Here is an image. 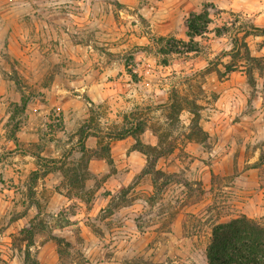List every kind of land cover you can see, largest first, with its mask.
<instances>
[{"label": "rangeland", "instance_id": "rangeland-1", "mask_svg": "<svg viewBox=\"0 0 264 264\" xmlns=\"http://www.w3.org/2000/svg\"><path fill=\"white\" fill-rule=\"evenodd\" d=\"M113 2L114 0H11L10 10L9 0H0V185L3 186L0 187V225H5L0 227V234L4 235V241L10 247L17 246L25 240L32 243L33 237L39 238L44 256L38 264H183L185 250L188 248L186 221H195L210 210L222 206L212 195L216 174L209 172L202 179L193 181L197 185L196 188L185 183L188 189L187 197L171 216L165 217V220L174 221L171 227L148 230L141 226L140 214L147 215L141 206L142 203L147 201L154 207L159 201L171 196L175 190L174 183L181 179L183 174L182 170L176 167L177 163H184L188 158L185 149H189L191 153L200 152L199 144L192 143V137H187V144L177 137L174 145L162 138L161 142L165 143V147L160 152L153 150V155L147 162L140 152H136L131 160L127 157L122 158L128 159V162L135 166L141 167L145 164V167L130 177L127 185L114 192L119 195V200L113 196L112 191H99V195L92 192L81 198V189L84 179L94 174L87 171L88 165L92 162L108 166L109 173L96 175L102 177L104 183L117 171L115 165L117 159L113 156L116 145L128 150L126 151L128 155L132 151L135 152L136 146L127 138H118L99 150L90 151L89 145L83 142L81 129L77 133L81 135L79 151L83 153L79 163L75 161L69 163V157L76 151L75 147L71 151L60 153L59 156L52 155L54 150L49 145L55 140L54 133L63 130L64 113L70 112L75 103L69 96H61L67 82L76 79L64 69L82 63V57L89 58L85 49L95 36L94 32L85 35L86 18L81 13L85 6L91 11L94 4ZM197 2L198 0H191L185 9L190 18L196 15L193 6ZM248 2L256 4L260 0ZM50 4L57 6L50 7ZM69 4L79 5L80 10L71 9L67 6ZM123 6L122 3H115L116 8ZM180 6L185 7L183 3ZM204 7L203 15L207 16V8L213 5L206 4ZM172 17L161 25L162 30L170 37L168 47L159 50L162 53L179 52L177 45L183 43L171 35L172 30H177L175 25L179 22L175 12L172 13ZM110 24L119 29V16L114 14ZM184 25L188 29L184 34L189 36V19L184 21ZM77 28L80 29L79 32L75 31ZM214 31L216 38L219 39L228 33L229 29L225 26ZM263 31L264 27L248 25L241 27L239 35L231 36L234 45L232 53L221 51L216 57V63L220 62L222 56L231 55L232 59L230 63L224 65V73L216 72L215 79L218 83L212 92L213 98L218 99L222 95L226 102L229 101L232 85L239 83L251 89V96L247 101L249 105L258 99L260 89L256 87V77L264 79V39L258 41L257 37H264L258 35L264 34L261 33ZM246 32L252 33L246 39L250 54L246 52L240 40ZM204 39L203 46L190 41L184 47L187 51L189 47H193L195 51L192 53L196 57H201L211 47V38ZM164 40L165 35H161L158 43ZM93 49L99 53L105 52V49L98 45H93ZM107 56L113 58L114 53L108 52ZM131 59L132 56L128 55L124 64L125 69L127 61ZM216 63H211L203 72L215 71ZM168 65L167 59L160 61L162 68H167ZM228 74L231 76L227 80L224 79ZM132 79L139 82L136 75H132ZM194 79L195 76L185 77L177 84L181 90L186 86L193 96H198L201 89L198 84L192 83ZM169 98L171 100L176 98L179 107L184 104L191 106L194 111L197 108L195 100L189 101L187 96H180L177 86H173ZM259 103L264 107V97L259 98ZM177 106L172 108V117L179 111ZM57 108L61 110L59 115L56 114ZM238 121L239 117L234 119L232 124H237ZM232 131L230 125L222 124L215 134L226 139ZM239 131L243 134L245 129L240 128ZM197 135L199 133H193V136ZM56 147L59 149L61 145L57 144ZM164 150L169 154H164ZM161 152L164 155L162 157L159 156ZM235 155L243 167L246 153L237 151ZM29 156L32 157L31 160L25 159ZM194 159L195 157L190 163L194 162ZM150 161L154 166L149 170ZM164 165L170 170L164 171L161 168ZM126 169L130 170L127 167ZM147 170L150 173L146 174ZM158 171L161 173L157 174ZM74 172L76 174L79 172L81 179L71 182L70 176ZM5 175L8 176L7 180ZM38 184L42 186L39 199L36 190ZM33 205L37 211L30 215L28 210ZM103 205L105 208L99 211ZM17 208L21 211H17ZM82 212H93L89 217L91 219L84 220L90 233H85L81 229L82 226L73 227L79 224L80 219H67L69 215L74 218ZM214 214L217 217L214 224L228 222L240 215L264 222V185H261L259 192L239 194L227 212ZM51 220L56 221L52 227L60 229L58 236L51 234L48 224ZM204 224L207 225L208 222L205 220ZM214 224L200 229L204 235L197 234L199 243L194 253L197 258L192 264H208L206 247ZM65 227L67 229L63 233L62 229ZM17 230L19 235H16ZM137 230L140 231V236L130 245L110 247L109 244H104L101 247L96 244L98 240L115 236L123 238L129 232ZM115 243L113 239L112 244ZM94 244L97 251L89 260H85L81 249ZM35 262L32 261L31 264Z\"/></svg>", "mask_w": 264, "mask_h": 264}, {"label": "clouds", "instance_id": "clouds-1", "mask_svg": "<svg viewBox=\"0 0 264 264\" xmlns=\"http://www.w3.org/2000/svg\"><path fill=\"white\" fill-rule=\"evenodd\" d=\"M116 2L122 3L123 8H116ZM181 3L185 5L184 8H181ZM190 3L191 0H114L113 3L94 4L91 11H88L87 6L84 7L81 14L86 18L85 35L94 32L95 36L85 49L89 58L82 57V63L64 69L76 79L67 82L61 96H69L75 103L70 112L64 113L65 126L62 131L54 133L55 140L49 145L54 150L53 156H59L75 147L76 151L69 157V163H79L83 153L79 151L81 135L77 133L82 129L83 142L89 145L90 151L99 150L118 138H127L136 146L135 152L143 154L147 162L152 157L153 150L160 152L165 147V143L161 142L162 138L167 143H172L179 137L187 144V137H192V143L199 144L200 152L191 153L189 149H185L188 158L179 165L183 174L181 179L175 181V190L154 207L144 201L141 206L147 215L141 213L139 217L142 228L148 230L171 227L174 221L165 220V217L171 216L187 197L185 183L196 188L193 181L202 179L209 172L216 174L212 195L222 206L210 210L195 221H186L188 248L185 250L183 264H192L196 260L194 253L199 243L197 234L204 235L200 229L216 222L215 212H227L239 194L259 192L261 185H264V107L259 103V98L264 97V79L256 77V87L260 92L258 99L253 100L250 105L247 101L251 96V89L243 84L232 85L231 99L227 102L222 95L218 99L212 95L218 83L215 79L216 72L224 73V65L232 59L231 55L222 56L220 62L216 63V57L221 51L232 53L234 45L231 36L239 35L242 26L264 27V0L256 4L249 3L248 0H198L193 6L197 16L203 14L206 4L213 5L207 8V19L211 22L207 23L206 32L188 36L184 34L188 31L184 21L190 19L185 10ZM67 6L75 11L80 10L77 4ZM9 8L12 9L11 0ZM173 12L179 17V22L175 25L177 30H172L171 35L183 43L177 45L179 52L162 53L159 50L168 47L170 37L165 34L161 25L165 20L173 18ZM71 14L70 12L69 15ZM114 14L119 16V29L110 24ZM225 26L229 32L217 39L214 30ZM75 31L79 32L80 29ZM161 35H165V40L158 43ZM205 37L211 38V47L201 57H196L184 47L190 41L203 46ZM261 39L264 37H257L258 41ZM93 45L103 47L105 52L94 51ZM108 52L114 53V57L109 58ZM128 55L132 59L127 61L125 69ZM165 59L169 61V65L162 68L160 61ZM211 63H216V70L212 73L203 72ZM132 75L139 78L138 83L133 81ZM189 76H195L192 83L198 84L201 89L198 96H193L186 86L181 90L177 84ZM230 76L228 74L224 79L227 80ZM173 86H177L181 97L187 96L189 101L195 100V111L191 106L182 104L175 117H172L174 101L169 97ZM60 111L57 108L56 114L59 115ZM237 117L238 123L232 124ZM222 124L230 125L233 130L226 139L215 134ZM240 128L245 129L243 134L240 133ZM194 132L199 135L193 136ZM57 144L61 145L59 149ZM237 151L246 153L243 167L235 155ZM194 157V162L190 163ZM25 159L31 160L32 157ZM87 171L92 173L90 164ZM255 173L258 175H254ZM7 179L8 176L5 175V180ZM103 184L104 179L94 174L84 179L81 198L92 192L99 195ZM41 187L38 184L36 189L38 199ZM113 196L117 200L120 198L117 193H113ZM74 201L78 203L75 198ZM16 210L21 211L20 208ZM28 211L30 215L34 214L36 206L33 205ZM67 219L74 218L69 215ZM205 220L207 225L204 224ZM48 224L51 234L58 236L59 227H52L56 221H48ZM73 227L77 228L79 225ZM16 235H19L18 230ZM139 236L140 231L137 230L129 232L123 238L115 236L98 240L96 244L101 247L104 244H109L110 247L130 245ZM113 239L115 244H112ZM96 244L81 249L85 260H89L97 251ZM43 256L44 249L41 248L39 238L33 237L32 243L25 240L10 247L4 241V235L0 234V264H31L32 261L39 262Z\"/></svg>", "mask_w": 264, "mask_h": 264}, {"label": "trees", "instance_id": "trees-1", "mask_svg": "<svg viewBox=\"0 0 264 264\" xmlns=\"http://www.w3.org/2000/svg\"><path fill=\"white\" fill-rule=\"evenodd\" d=\"M207 23H210L207 16L203 14L200 16L193 15L189 19V36L193 34L201 35L206 31ZM261 33H264V31ZM251 35V32H246L240 39L248 54L250 53L246 39ZM258 35L264 36V34ZM188 50L189 52L195 51L193 47H189ZM173 101L172 108H175L178 102L176 98H173ZM177 108L180 110L179 106ZM171 144L174 145L175 143L172 142ZM163 152L169 154L166 150ZM163 152L159 155L160 157L164 156ZM170 152L172 151L170 150ZM153 166L154 164L151 162L149 170ZM145 173L150 172L147 170ZM156 173L160 174L161 172ZM79 179H81L79 172L77 174L74 172L70 176L71 182ZM206 258L208 264H264V222L246 215H240L228 222L214 224L206 247ZM35 264H38V262H35Z\"/></svg>", "mask_w": 264, "mask_h": 264}, {"label": "crops", "instance_id": "crops-1", "mask_svg": "<svg viewBox=\"0 0 264 264\" xmlns=\"http://www.w3.org/2000/svg\"><path fill=\"white\" fill-rule=\"evenodd\" d=\"M126 149H122L120 145H116L115 148L113 149V156L116 157L117 161L115 160V165L117 168V171L110 175L109 179L103 184V190L102 191H112L113 193L119 190L123 185H127L128 181L130 180V177L134 176L138 172H140L144 167L145 164H143L141 167L140 166H135L131 164V162H128V159L122 160V158L127 157L129 160H131L134 156L135 153L132 151L129 155L126 153ZM182 162H178L176 167H179V165H182ZM129 168L130 170L126 169ZM139 167V168H138ZM91 168H92V173L95 175H105V173H109V168L108 166L106 167L104 164H100L99 162L91 163ZM164 171L170 170L168 166L164 165L161 167ZM175 172V171H174ZM72 202V200L70 201ZM69 202V203H70ZM108 203V202H107ZM107 205V204H106ZM105 208V205L101 206L99 208V211ZM93 215V212L91 213H86L82 212L79 213L74 217V219H80L79 220V226H82V230L85 233H90L89 228H87V225L84 223V220H88L89 217ZM67 227H65L63 230V233H65V230Z\"/></svg>", "mask_w": 264, "mask_h": 264}]
</instances>
